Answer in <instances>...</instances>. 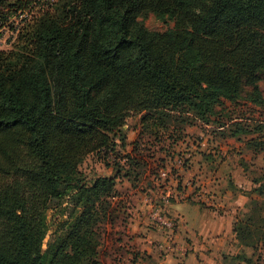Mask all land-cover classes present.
Returning a JSON list of instances; mask_svg holds the SVG:
<instances>
[{
  "label": "trees",
  "instance_id": "obj_1",
  "mask_svg": "<svg viewBox=\"0 0 264 264\" xmlns=\"http://www.w3.org/2000/svg\"><path fill=\"white\" fill-rule=\"evenodd\" d=\"M28 6L0 0V29L15 34L0 51V264H100L116 180L146 171L147 150L120 156L130 117L140 116L138 140L163 132L174 143L216 122L223 100L264 108V0H59L18 29L13 14ZM146 13L176 26L150 31ZM250 129L229 135L257 134L247 148L263 154L264 124ZM89 157L116 174L88 182ZM254 183L263 197L264 177ZM65 200L71 213L44 251L47 212ZM249 206L234 232L256 250L264 202Z\"/></svg>",
  "mask_w": 264,
  "mask_h": 264
},
{
  "label": "crops",
  "instance_id": "obj_2",
  "mask_svg": "<svg viewBox=\"0 0 264 264\" xmlns=\"http://www.w3.org/2000/svg\"><path fill=\"white\" fill-rule=\"evenodd\" d=\"M141 129L140 123L138 138ZM126 137L128 145L132 144L129 142L128 133ZM130 141L134 140L130 138ZM168 153H171V150L158 158L165 159L166 167L170 163ZM190 158L189 164L179 169L178 175L183 178L177 177L178 180H139L136 184L130 180H116L118 197L114 199V204L120 205L119 216L114 222L101 226L100 264H111L112 261L123 264L128 259L135 261L134 264L244 263L243 259L238 258L243 255V247L238 243L234 232L236 217L247 207L249 201L243 182L193 180L198 171L204 170L202 167L207 168L204 172L210 173L215 159L206 153L192 154ZM166 173L168 176V172ZM161 185L167 190H171L172 185V192L175 193L174 202L164 204L163 207L167 216L176 222L174 237L178 249L165 255H161L151 241H164L167 231L151 225L147 221L145 209L142 211L144 207L149 208L151 200H160ZM200 189L208 192V195L199 193ZM129 199L136 207H132L133 213L127 207L131 206ZM137 210L142 212L137 213ZM127 212L130 216L125 222Z\"/></svg>",
  "mask_w": 264,
  "mask_h": 264
},
{
  "label": "rangeland",
  "instance_id": "obj_3",
  "mask_svg": "<svg viewBox=\"0 0 264 264\" xmlns=\"http://www.w3.org/2000/svg\"><path fill=\"white\" fill-rule=\"evenodd\" d=\"M15 1H12L14 3ZM17 14V13H16ZM13 14V20L19 21L18 26H23L25 21L20 22L19 17H15ZM35 17V16H33ZM31 17L30 20L33 18ZM138 21L148 30L153 32L165 33L170 29H174L176 22L172 19L161 20L158 19L153 13H146L139 17ZM2 36V42L0 43V51L8 50L12 45V32L9 27H4L0 29ZM262 92L264 94V81L260 82ZM218 114L215 118L216 122L210 125L198 127H188L185 130V134L181 137L179 141L175 137L179 136L175 134L174 140L170 141L168 135L161 132L160 140L145 136L138 140V129L140 126V117L132 116L127 120L125 129L126 136L128 133L129 142L132 144L128 145L126 142V147L121 148L120 156L124 159L129 154H133V149L136 147L147 150L144 154L143 162L146 164V171H144L141 180H176L177 177L183 178L179 174V169L184 168L186 164H189L191 160L190 155L194 154H210L214 159L213 170L210 173L204 172L207 168H201L204 170L198 171L193 180H240L243 182L244 190L248 194V205L242 212H240L236 219L237 221H245L242 213H245L250 207L249 204L251 200H258L259 202H264V196L261 197L254 193V189L260 184H255L254 180H261L264 177V153L255 154L252 150L246 148L247 142L252 138H257L258 135L252 134H240L237 136H230L231 132L237 129V126H243L248 131L250 128H254L260 124H264V108L257 107L246 101H238L232 103L227 100H223V104L217 108ZM221 125H223L221 127ZM181 134V133H180ZM225 135H229L226 136ZM134 140V141H130ZM133 142H137L136 146H133ZM169 146V149H168ZM168 167L165 166V159H158L159 156H164L168 151ZM166 156V155H165ZM155 160V162H154ZM80 171L83 176L86 177L88 182H91L96 176H114L116 173L112 168L106 167L103 163L99 162L96 158L89 157L80 167ZM150 171V172H149ZM168 172V176L167 173ZM206 176V177H205ZM168 177V178H167ZM118 180H126L124 178H119ZM178 180V179H177ZM122 184V183H121ZM173 191L172 185H170ZM206 188V187H205ZM207 189V188H206ZM243 191V189H241ZM201 194L208 195L202 189L198 191ZM173 193V192H172ZM70 193L69 195H71ZM68 201V198L66 199ZM65 202H53L47 212V223L48 232L46 238L43 241V250L45 251L49 245L53 242L58 234V231L62 228V224L67 220L69 213H71L72 207ZM154 200V199H153ZM131 206L127 205L131 213H133V201L129 199ZM171 203L174 199H171ZM134 206V207H133ZM148 206V204H147ZM133 207V208H132ZM145 213L147 215V207ZM142 211L137 210V213ZM248 212V211H247ZM126 221H128L130 213L127 212ZM264 217V212L262 213ZM121 219V218H120ZM147 221L149 218L147 216ZM150 223V221H149ZM151 224V223H150ZM260 224V223H259ZM106 231V229H105ZM107 233V232H106ZM114 235V234H113ZM105 245V244H104ZM243 264H264V241L261 242L256 250L251 248H242ZM101 259H102V254ZM106 258V255L104 256ZM112 257V256H110ZM103 260V259H102ZM113 260V259H112ZM118 261V258H117ZM105 262H107L105 260ZM135 261L128 259L123 264H134ZM250 262V263H248ZM111 264H117L112 261Z\"/></svg>",
  "mask_w": 264,
  "mask_h": 264
},
{
  "label": "built area",
  "instance_id": "obj_4",
  "mask_svg": "<svg viewBox=\"0 0 264 264\" xmlns=\"http://www.w3.org/2000/svg\"><path fill=\"white\" fill-rule=\"evenodd\" d=\"M29 3V6L24 11H19L20 21L22 19L30 20L33 16H39L45 10L53 7L59 0H25ZM17 22L16 28H20L18 26L19 21ZM15 34L12 33V36ZM0 36L2 34L0 33ZM13 39V38H12ZM2 42V38L0 37V43ZM160 200H151L149 208L147 209V216L151 225L156 228H160L167 231L166 239L164 241H158L151 243L155 245L156 249L160 252L161 255H165L171 253L178 249L177 244L175 243L174 237V229L176 227V222L169 216H167L163 205L167 204L171 201V199H175V193L169 192L165 186H160L159 188Z\"/></svg>",
  "mask_w": 264,
  "mask_h": 264
}]
</instances>
